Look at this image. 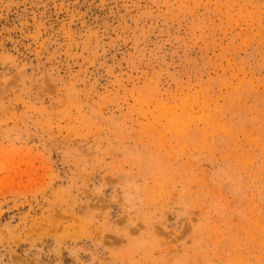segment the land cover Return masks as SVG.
<instances>
[{"label":"rangeland","instance_id":"374dc122","mask_svg":"<svg viewBox=\"0 0 264 264\" xmlns=\"http://www.w3.org/2000/svg\"><path fill=\"white\" fill-rule=\"evenodd\" d=\"M0 264H264V0H0Z\"/></svg>","mask_w":264,"mask_h":264}]
</instances>
